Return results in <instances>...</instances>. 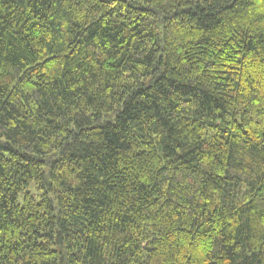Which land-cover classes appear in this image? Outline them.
I'll return each instance as SVG.
<instances>
[{
	"label": "trees",
	"instance_id": "16d2710c",
	"mask_svg": "<svg viewBox=\"0 0 264 264\" xmlns=\"http://www.w3.org/2000/svg\"><path fill=\"white\" fill-rule=\"evenodd\" d=\"M0 264H264V0H0Z\"/></svg>",
	"mask_w": 264,
	"mask_h": 264
},
{
	"label": "rangeland",
	"instance_id": "374dc122",
	"mask_svg": "<svg viewBox=\"0 0 264 264\" xmlns=\"http://www.w3.org/2000/svg\"><path fill=\"white\" fill-rule=\"evenodd\" d=\"M103 120H111V121H113L114 120V118H112V117H109V118H103ZM27 190L29 191V192H33V193H35L36 192V189H35V187H34V185L33 184H31L28 188H27ZM40 192V191H39ZM37 195H39L38 194V192H37ZM20 201H22V198H21V196H20Z\"/></svg>",
	"mask_w": 264,
	"mask_h": 264
}]
</instances>
